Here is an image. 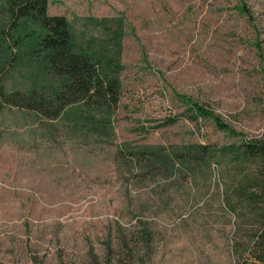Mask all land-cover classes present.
<instances>
[{"label": "rangeland", "instance_id": "1", "mask_svg": "<svg viewBox=\"0 0 264 264\" xmlns=\"http://www.w3.org/2000/svg\"><path fill=\"white\" fill-rule=\"evenodd\" d=\"M92 101L20 65L0 111V264H264V0H49Z\"/></svg>", "mask_w": 264, "mask_h": 264}, {"label": "trees", "instance_id": "2", "mask_svg": "<svg viewBox=\"0 0 264 264\" xmlns=\"http://www.w3.org/2000/svg\"><path fill=\"white\" fill-rule=\"evenodd\" d=\"M20 65L47 66L65 78L69 103L97 96L96 70L72 44L65 20L49 14V0H0V111L5 82Z\"/></svg>", "mask_w": 264, "mask_h": 264}]
</instances>
